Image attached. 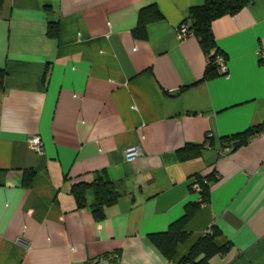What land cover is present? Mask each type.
I'll list each match as a JSON object with an SVG mask.
<instances>
[{"label":"crops","instance_id":"crops-1","mask_svg":"<svg viewBox=\"0 0 264 264\" xmlns=\"http://www.w3.org/2000/svg\"><path fill=\"white\" fill-rule=\"evenodd\" d=\"M204 2L4 0L0 264H86L116 253L118 264H193L182 260L211 229L229 249L210 264H264V0L212 21L229 70L209 78L198 37L178 38L190 8ZM152 4L164 18L138 36L139 11ZM258 126L229 150L226 137ZM33 135L43 154L30 147ZM208 135L210 146L182 155ZM131 145L142 154L128 161ZM25 170L36 172L29 187ZM99 175L121 195L98 220L72 189ZM199 176L211 179L209 199L168 258L151 235L200 203L192 189Z\"/></svg>","mask_w":264,"mask_h":264},{"label":"trees","instance_id":"trees-1","mask_svg":"<svg viewBox=\"0 0 264 264\" xmlns=\"http://www.w3.org/2000/svg\"><path fill=\"white\" fill-rule=\"evenodd\" d=\"M252 0H205L201 5H196L190 8L188 20L191 22L189 28L198 37L202 47L208 54V65L204 75V78L212 77L213 75L220 74L218 67L215 63V59L221 54L217 47L214 34L212 32V21L225 14H234ZM4 5V0H0V9ZM163 14L160 12L156 4H152L141 8L139 11L138 25L135 29V33L138 36L144 35L146 27L149 23L157 20H162ZM59 23L52 22L49 25L48 33L50 36L59 35ZM223 55V54H222ZM226 58V56H224ZM227 59V58H226ZM263 126L256 128H250L243 133H239L225 139H229L231 143L227 144L229 150L240 147L247 144L250 139L256 134L260 133ZM211 136L208 135L204 144H187L182 149V155L184 157L192 156V153H199L204 145L209 141ZM36 175L34 170H25V178L23 184L25 186H31L32 181ZM198 181L201 185V196L204 202H207L210 194L209 180L210 177L199 176ZM93 193V201L88 202V194ZM72 194L76 199L77 205L80 208L88 207L94 214L96 219H102L104 217V209L107 205H110L118 200L121 195V191L117 184L110 179L103 176L97 177L92 183H78L73 186ZM201 203L188 204L185 214L178 220L174 221L165 232L154 233L151 235L152 240L160 248V250L168 257L172 258L175 254L176 247L180 242H184L189 232L185 229L188 221L197 211ZM219 231L214 230L213 233L204 236L196 245H194L190 253L182 260V262H190L193 264H210V258L217 252H225L229 249L218 247L215 239L218 236ZM205 254V258L197 261V258ZM120 253L115 255H102L96 259H92L86 262V264H101L102 260H108L112 264L119 263Z\"/></svg>","mask_w":264,"mask_h":264},{"label":"built area","instance_id":"built-area-1","mask_svg":"<svg viewBox=\"0 0 264 264\" xmlns=\"http://www.w3.org/2000/svg\"><path fill=\"white\" fill-rule=\"evenodd\" d=\"M193 34V31L190 30L189 26L186 23H182L179 26L178 29V38L180 40H183L184 38H186L187 36ZM215 63L218 67V71L220 74L222 75H228V62L227 59L224 57V55L220 54L216 57L215 59ZM28 143L30 145V147L35 150L36 152H38L39 154H43L44 153V142L42 140V138L39 135H33L31 137H29L28 139ZM206 146H210L209 141L206 143ZM142 154V149L140 146L138 145H131L129 147H127L124 151V155L126 160L128 161H133L135 158H137L138 156H140ZM192 189L193 191H196L199 194V202L201 204H205V202L202 199L201 196V185L200 182L198 181V179H195L192 183ZM212 229L209 231V233H212ZM101 264H112L111 262H109L108 260H102Z\"/></svg>","mask_w":264,"mask_h":264},{"label":"water","instance_id":"water-1","mask_svg":"<svg viewBox=\"0 0 264 264\" xmlns=\"http://www.w3.org/2000/svg\"><path fill=\"white\" fill-rule=\"evenodd\" d=\"M205 257V254H201L198 258L197 261H200L201 259H203Z\"/></svg>","mask_w":264,"mask_h":264}]
</instances>
